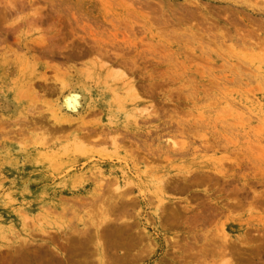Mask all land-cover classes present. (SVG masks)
Returning a JSON list of instances; mask_svg holds the SVG:
<instances>
[{
    "label": "rangeland",
    "instance_id": "obj_1",
    "mask_svg": "<svg viewBox=\"0 0 264 264\" xmlns=\"http://www.w3.org/2000/svg\"><path fill=\"white\" fill-rule=\"evenodd\" d=\"M0 264H264V1L0 0Z\"/></svg>",
    "mask_w": 264,
    "mask_h": 264
},
{
    "label": "bare ground",
    "instance_id": "obj_2",
    "mask_svg": "<svg viewBox=\"0 0 264 264\" xmlns=\"http://www.w3.org/2000/svg\"><path fill=\"white\" fill-rule=\"evenodd\" d=\"M264 1V0H263ZM255 5V4H254ZM76 95V94H75ZM75 95H69V96H67V97H65L64 98V100L62 101V105H61V107L63 108V109H69V108H71L72 106H73V104L75 103V102H77V99H75ZM171 142V141H170ZM174 142V141H173ZM176 142V141H175ZM175 144V143H174ZM178 145V144H177ZM176 145V146H177ZM180 145V144H179ZM185 145V144H184ZM178 147V146H177ZM180 147V146H179ZM181 148V147H180ZM179 149V148H178ZM171 150V149H170ZM172 151V150H171ZM167 157V156H166ZM163 182V181H162ZM167 182V181H166ZM165 184V183H164ZM163 187V186H162ZM167 188V187H166ZM111 204V203H110ZM109 206H111V205H109ZM212 214V213H211ZM208 216V215H207ZM213 216H214V214H213ZM225 234V233H224ZM225 237H227V236H225ZM215 248V247H214ZM211 249V248H210ZM229 249V248H228ZM214 250H216V249H214ZM224 250V249H223ZM222 250V253L224 254V251ZM226 250V249H225ZM227 252H228V250H227ZM217 253V252H216ZM229 254V253H228ZM103 260V259H102ZM100 263V262H99Z\"/></svg>",
    "mask_w": 264,
    "mask_h": 264
}]
</instances>
